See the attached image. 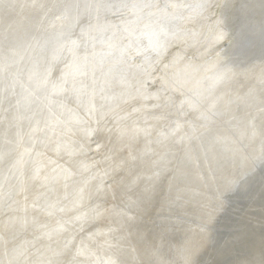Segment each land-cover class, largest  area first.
Here are the masks:
<instances>
[{
    "label": "bare ground",
    "instance_id": "obj_1",
    "mask_svg": "<svg viewBox=\"0 0 264 264\" xmlns=\"http://www.w3.org/2000/svg\"><path fill=\"white\" fill-rule=\"evenodd\" d=\"M189 49L220 58L186 61ZM244 83L236 120L232 109L207 106ZM195 114L211 125L188 133ZM164 119L173 122L157 131L152 163L174 162L196 186V158L203 171L208 163L211 197L195 198L207 202L192 207L203 220L179 224L168 264H264V0H0V264H120L110 230L77 231L103 213L85 178L92 165L81 157L96 132L120 151L139 140L143 153ZM222 119L229 128L220 129ZM179 147L186 159L171 152ZM99 235L105 249L90 245ZM205 247L211 252L198 259Z\"/></svg>",
    "mask_w": 264,
    "mask_h": 264
},
{
    "label": "rangeland",
    "instance_id": "obj_2",
    "mask_svg": "<svg viewBox=\"0 0 264 264\" xmlns=\"http://www.w3.org/2000/svg\"><path fill=\"white\" fill-rule=\"evenodd\" d=\"M215 9H216V6L214 7V10ZM226 47L228 48V46H226ZM177 49H179V47L174 48L175 52L178 51ZM190 51H193V50L189 49L187 52L186 51L182 52V56L184 55V59L188 58V59H186V61L193 60V61L200 63L202 57L203 58L206 57L205 59H207V56H209L210 57V58L208 57L209 61L216 60L217 58H220V55L217 56L218 53L215 54V52H213L214 50L212 51V53L209 52L207 54V56H203L197 52L195 53V51H193L194 53L191 54ZM211 54H214V55H211ZM204 61H207V60H204ZM247 85H249V84L244 83L243 86H239V87L236 85L233 86L230 93L227 94L229 97L227 99V101L224 102L223 99L221 98V99L217 100V102L209 103L210 105L208 104L207 106L212 107L213 104H214V106L223 105L226 109H232L231 112H233V113L230 114V112H229L230 116L234 117L233 116L234 114H235V116H237V115L239 116L241 114L240 111L242 110V107H244V105H246V103H244L245 101L242 97L245 96L244 93L246 91L248 92ZM245 94H247V93H245ZM232 98H234V100H235V98H237V101H231L230 102V99H232ZM238 99H242V100H238ZM218 101H219V103H218ZM220 102H222L223 104ZM191 112H192V109H191V111H190V109H187L186 111H183V114H181L180 117L185 119L186 116H189L190 115L189 113H191ZM204 114H205V116H210L209 111H206ZM167 117H169V119L171 118V116H167ZM194 117H192V118L190 117L187 120V123L191 122L190 126L186 128L188 133L192 132L193 129H191V128L193 126L196 128L199 127V129H202V128L205 129L206 126L208 128L211 125V122L209 120H207V125H206L204 119H202L201 117H198L197 114H195ZM232 117H231V119L233 121L236 120L235 117L234 118H232ZM178 118L179 117L176 118V121H179L180 123H182L183 119H178ZM169 119H167V120L164 119V125L161 124L162 126L161 125L158 126L156 131L154 130V131H152L153 133H149L150 135H147V136H150L152 138V141H151V145L149 146V148L143 153H140V152L144 149L145 145L140 144L141 142H139V140L135 141L132 144L131 148H128L127 150L123 149V151L122 150L120 151L118 149L120 143L114 137L109 136L108 134L104 135L103 132H100L102 135L101 136L100 133L97 134V132H96V135H95L96 138L93 137V139H90L89 142L87 143V149L85 152L87 154H85V153L82 154L83 156L81 158H83V157L86 158L87 160L86 159L85 160L92 165L91 170H88L87 177H85L86 180H88L89 184L93 185V187L92 188L90 187V188L96 189V192H95L96 198H93L94 201H92V200L91 201L93 204L95 202H100L99 206H101L103 213L102 212L100 213V217H95V215L94 216L88 215L87 219H85V221L82 222L83 224H80V229H78L77 231L80 232V235L84 236V235H86V232L91 233L92 231L96 230V228H99L102 230H104V229L110 230L107 232L111 233V239L114 241V244L110 243V245H109V248L111 250H113V252L112 253L110 252V253L115 256V259L117 258L116 260H117V262H120V264H121L120 259H123V262H122L123 264H129V263L130 264H151V263L157 264L160 261H162L163 263L165 262L164 264H168V262H170L169 258L171 257L172 252H173V246L176 245V243H174V241H173V239H175L176 237L173 235L176 234L178 236V234L180 233V232L178 233V230H182L183 229L182 227L186 226V224L191 226V224L188 222V220H191L192 223H200L203 220V218L201 216L199 217L198 215H196V213H195L196 211L192 207L198 206L201 208V210H204V208L207 207V205H206L207 202L206 201H204L202 203L196 202L195 198H198V196L200 197V195L202 197L211 198L210 195H208L209 193L207 194V192L209 190L206 187V185L204 184L205 179H207L208 168H210V166H208L209 165L208 163L204 164L203 168L205 169V171H203L197 165L199 162V159L196 158L195 168L192 167V169H194V173L197 174V176L199 177V179L202 183L201 186L189 184L188 183L189 179L183 178V176L178 175L177 174L178 172H177L176 166L174 165L175 164L174 162L169 163V164H167V166H162V167H158L152 163L153 160L155 159L154 157H156L160 153L159 150L158 151H157V149L154 150V145H156V143L159 142L158 137H157V135H158L157 131H159V129H163L165 125L168 127L169 123L172 125L173 121L170 122ZM171 120H174V119L171 118ZM193 121H195V124H193ZM199 121L202 123H200ZM230 122H232V121H224L222 119V123H221L222 126L220 129L229 128L228 125L230 124ZM185 125H187V124H185ZM218 127H220V126H218ZM189 129H191V131H189ZM212 131H213V129H209V130H207V133H211ZM209 135H211V134H209ZM137 136L145 139L144 136H140V135H137ZM215 137H217V136H215ZM94 139H96V140L93 142ZM95 144H97L96 147H95ZM105 146H106V148H105ZM204 148H205L204 145L203 146H197V152L201 158L203 156L202 152H203ZM169 149H172V147H169ZM183 149H184V147H179V148L175 149L176 150L175 152L174 151H171V152L174 154V157L176 156V158L177 157L180 158L182 156L181 152H183L185 154V159H186L189 151L184 152ZM96 150H99V151H96ZM162 150H164V149H162ZM121 152H123V153H121ZM106 153H108V154H106ZM137 154H139V155H137ZM106 155H108V156H106ZM146 155H149V156L147 157L146 161L144 162L145 164L144 163L142 164L141 160ZM137 156L141 157L140 161L138 160ZM109 159L111 160L110 162H109ZM133 161L135 163H133ZM111 163H112V166H114V167L110 169L109 164L111 165ZM116 163H118V165H119L117 167L118 169L115 166V165H117ZM185 164L189 165L186 161H184L182 166L185 167L184 166ZM94 165H95V167H94ZM130 165H131V167H130ZM138 165H140L141 168ZM142 165H145V167L144 166L142 167ZM107 168L110 169V172H108L109 170ZM136 168H137V170H136ZM258 168L259 167L257 166L256 169H258ZM99 169H101L103 172L101 173V170H100V172H98ZM140 169H142V170H140ZM256 169L254 171H256ZM105 170H106V172H105ZM121 170H123V171H121ZM128 171H130V175L128 174L129 173ZM123 172H124V174H123ZM129 176H130V178H129ZM82 177H83V175H82ZM135 177H137V178H135ZM92 178H93V180H92ZM95 178H96V181H95ZM118 178H120V179H118ZM99 179H101V180L99 181ZM105 182H107L106 183L107 185L105 184ZM103 185H105V186H103ZM116 193H117V195H116ZM120 195H121V197H120ZM114 196H116V198L117 197L118 198L116 199ZM109 198H110V200H109ZM118 200L120 203L116 202ZM91 201L87 200V202H91ZM122 202H123V204H122ZM153 202H155V203H153ZM116 203H118V204H116ZM174 203L178 205L179 209H177V208L173 209L172 206ZM186 204L188 206L184 207ZM118 205H120V206H118ZM151 205H154L155 207L152 208L153 210L151 209V212L149 214L145 215L144 214L145 213L144 208L146 209V207H149V206L151 207ZM108 212H109V214H108ZM120 218H121V220H120ZM149 219H151V220H149ZM116 220L118 223L116 222ZM145 221H146V223H148V226H146V227L142 226V222L145 223ZM147 221H149V222H147ZM182 221H185L188 223H184L185 224V225L183 224L184 226H179L180 223H181L180 225H182ZM95 222H96V224H95ZM165 222L168 223L167 226H166ZM161 223H163V224H161ZM173 223H175V224H173ZM214 223H216V222H214ZM159 224H160V226L161 225L162 226L160 227ZM109 226H111V227H109ZM149 226H150V228H149ZM177 226H179V227H177ZM147 227L149 229H147ZM172 228H175V229H172ZM137 231H139V232H137ZM162 232H164V233L161 234ZM96 233H98V232H96ZM99 233H101V232H99ZM93 234H95V233H93ZM155 235H157L158 238L157 237L154 238ZM159 235H161V236H159ZM99 236L98 237L94 236V239L89 238V240H91L90 245H95V244L98 245L99 244L98 246L102 245L101 248L105 249L106 245H105V243H103V241H101V238L103 235H99ZM139 237L141 238L140 241H139V239H140ZM159 237H161V238H159ZM164 239H165V241L166 240L167 241L165 242ZM116 240H119V241H116ZM97 241H99V242H97ZM161 241H162V244H159V243H161ZM117 242H119V243H117ZM135 242H139V243L141 242L142 248L138 249L137 247H135L134 246ZM164 244H165V246H164ZM97 245H95V246H97ZM158 245H159V247H157ZM169 245L170 246L173 245V246H171V248H170ZM145 247L147 248V250ZM124 248H126V249H124ZM134 248H135V250H134ZM153 248H155V250L151 251ZM156 249H158V250H156ZM205 249H206V252L202 253L198 257V259L202 258L204 256V254H206L207 252H211V250H208L206 247L204 248L203 251H205ZM132 250H134V251H132ZM157 252H158V254H157ZM142 256L144 257V259ZM163 257H165V258H163ZM165 259L167 260V262L165 261ZM134 262H137V263H134ZM192 264H195V260L192 261ZM198 264H200V263H198Z\"/></svg>",
    "mask_w": 264,
    "mask_h": 264
}]
</instances>
